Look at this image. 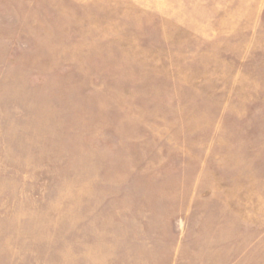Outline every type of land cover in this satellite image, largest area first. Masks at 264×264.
Listing matches in <instances>:
<instances>
[{"label": "rangeland", "instance_id": "374dc122", "mask_svg": "<svg viewBox=\"0 0 264 264\" xmlns=\"http://www.w3.org/2000/svg\"><path fill=\"white\" fill-rule=\"evenodd\" d=\"M0 264H264V0H0Z\"/></svg>", "mask_w": 264, "mask_h": 264}]
</instances>
